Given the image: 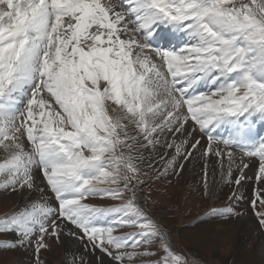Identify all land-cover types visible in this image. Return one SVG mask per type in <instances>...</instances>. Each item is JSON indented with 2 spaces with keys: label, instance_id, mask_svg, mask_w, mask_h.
Here are the masks:
<instances>
[{
  "label": "rangeland",
  "instance_id": "1",
  "mask_svg": "<svg viewBox=\"0 0 264 264\" xmlns=\"http://www.w3.org/2000/svg\"><path fill=\"white\" fill-rule=\"evenodd\" d=\"M206 2L205 8L210 9L212 5ZM223 2L224 5L217 6V12L233 8L238 16H242L243 6L250 0ZM261 2L254 0L245 11L264 34L258 20L261 15L258 7L263 8ZM224 13L226 11L209 19L210 24L215 18L219 19L217 23L220 26L212 27L220 29L226 23L241 24L233 18L225 19ZM231 26L223 28L228 33L225 47L240 36L236 33L237 29ZM194 33L198 34L195 30ZM248 39L251 44L244 50L254 52L259 45L257 28L252 29ZM242 43L244 46V40ZM256 53L263 55L261 50ZM106 63L95 61L98 74L87 66L85 73L93 72L92 76L98 77L90 78L82 73L85 83L79 88L76 114L86 122L79 120L82 126L80 133L75 131L69 112H62L58 106L53 123L49 118L45 119L43 130L49 127L56 131L60 116L67 114L68 123L63 121L59 124L64 133L62 138L79 143L75 150L78 155L76 162H61L54 174L53 189L47 190L51 191L52 196L45 195L42 186L51 174L47 178L37 173V165L32 162L29 166L37 174L33 179L35 189L28 182L20 186L23 188L21 191L16 190L20 179L13 178H20L21 174L9 179L6 175H0V220H5L0 221V264H264V190L259 191V195L253 192L246 194L240 189L238 181H233L229 172H225L228 165L223 163L219 164V171L206 165L198 176L200 179L189 176L190 166L185 157L189 150L181 147L182 153L176 155L179 152L171 153L164 141L160 140L161 133H164L162 123L165 120L161 122L163 114H147L150 119L145 126V116H142L146 114L145 100L142 99L143 106L138 96L135 101L129 102L125 90L116 85L115 77L122 78L119 83L126 88L130 100L139 94H131V87L124 80L126 76H121L114 68L111 72L115 77L111 76L108 66L101 67L97 72V68ZM261 82L258 80L257 85L262 86ZM250 85H254V82ZM57 88L61 89L58 85ZM219 89L226 88L220 86ZM216 90L218 88L211 94H216ZM76 103L66 105L73 112ZM146 103L149 104L148 101ZM20 115L16 116V124ZM3 118L4 123L8 124L9 138L2 143L16 146L11 141L16 135L14 122L11 123L13 116L8 121L6 117ZM2 134L6 135V131L3 130ZM85 135L91 137V143L85 144ZM151 140H154V146ZM13 154L14 148L0 146V166L10 162ZM19 165L13 169H18ZM26 170L32 175L29 167ZM70 170L78 173L77 180L82 174L80 170L90 173L82 177L78 188L67 189L65 182ZM126 183L131 184L132 190L125 188ZM77 189L76 197L68 200V192ZM53 196L67 201L70 211L67 214L74 218L75 224H71L70 219L63 215H55L48 202ZM132 199L149 210L134 209L132 203L123 207L112 206L115 202L124 204ZM47 204L51 211L44 215L42 206ZM246 212L256 216L252 215L262 231L261 235L244 228L240 216ZM80 224H85L86 228H80ZM66 237L79 239L84 246L68 254Z\"/></svg>",
  "mask_w": 264,
  "mask_h": 264
},
{
  "label": "bare ground",
  "instance_id": "2",
  "mask_svg": "<svg viewBox=\"0 0 264 264\" xmlns=\"http://www.w3.org/2000/svg\"><path fill=\"white\" fill-rule=\"evenodd\" d=\"M18 1L22 2L23 7H30L33 2V0H11V12L0 10L2 54L0 80L5 82L4 86L0 85V92L4 93L0 101V114L6 117L7 121L13 116L11 123L16 124V116L22 114L21 105L32 88L37 89L38 92L46 86L55 88L54 99L46 103L48 105L45 108L46 112L50 110L54 112V100L61 99L65 104L72 106L76 102V92L72 91L76 89L77 81L81 80L80 67L86 72L88 66L96 73L95 61L100 58L99 62H109L117 73L126 76L124 80L131 87V94H139L145 100L146 114H163L162 118L165 116L163 118L165 121L162 123L164 133H161L160 140L164 141L166 148L172 145L171 153L179 152L176 155L182 153L181 147L189 150V153L185 154L190 166L189 176L200 179L201 177L198 176L202 174L206 165L219 171V164L223 163L228 165L224 169L225 172H229L233 181H238L240 189L246 194L264 190V160L260 162L249 152L240 153L231 147L233 144H246L250 147V144L255 143L260 136L264 140V120H262L264 116L255 118L258 120L256 127L260 130L256 133L257 131L255 132L252 127L254 121L250 119L251 113L247 115V119L229 120L221 117L217 105L211 107L207 105V98L212 95L214 89L218 88L219 92L228 93L227 89H219L220 86L227 87L228 77L203 68L200 65L201 58L197 60L196 57L202 54L201 52L213 47L209 39L203 45L204 35L200 34L201 31L195 30L198 33L195 34L192 25L187 34L181 35L180 31L174 30L165 35L163 23L154 13L147 10L143 1L133 0L129 4L120 0H99L98 5H101V10L106 14L113 13L116 17L112 30L107 28L104 22L88 19L87 6L76 5L71 6V12L65 17L51 18L54 15L51 14L50 17L48 13L45 14L47 24L44 25L41 36L34 37L30 32L32 28L38 29L36 21L28 19L24 22V26H19L18 20L23 22L29 10L25 8L27 12H21L16 3ZM59 1L66 5L72 3L70 0ZM202 2L187 0V3L168 2L167 4H171L179 11H185L184 9L189 7L190 9L185 12L194 15L206 7L207 4L201 7ZM218 20V17L212 20L211 25L220 26ZM32 23L36 27H31ZM66 24L69 29H75L69 44H65L63 38ZM15 37L17 41L12 44L11 40ZM22 37H26L24 47L18 46L17 43ZM163 49H166L173 61H176L173 73H170L166 67L161 55ZM42 55L48 60L43 67L37 61ZM13 56L21 57L20 62L14 60ZM45 68L49 74L42 77L40 73ZM16 69L22 70V77L10 75V72ZM10 81H13L12 86L9 84ZM21 82H25L23 88H16L15 85ZM59 83L67 87L62 88ZM181 95L200 104L199 108L195 107L194 120L183 112ZM35 99L36 103L40 104L39 96ZM72 114H75L74 111ZM17 127L21 139L15 135L11 141L24 143L26 134L21 127ZM207 137L228 139L229 146L224 147L217 141L207 143ZM141 141L146 143L144 139ZM151 142L154 146V140ZM27 167L32 174H36L32 166ZM48 202L49 207L55 211L54 200L48 199ZM240 217L248 232L262 234L250 212L243 213ZM65 245L67 253L70 254L78 247L84 246V243L79 239L66 237Z\"/></svg>",
  "mask_w": 264,
  "mask_h": 264
},
{
  "label": "crops",
  "instance_id": "3",
  "mask_svg": "<svg viewBox=\"0 0 264 264\" xmlns=\"http://www.w3.org/2000/svg\"><path fill=\"white\" fill-rule=\"evenodd\" d=\"M14 129H15V132H16V135H17L18 139H21V137H20V131H19L18 127L16 126V124L14 125ZM21 143H22V142L17 141V142L14 143V145L20 147V144H21Z\"/></svg>",
  "mask_w": 264,
  "mask_h": 264
}]
</instances>
